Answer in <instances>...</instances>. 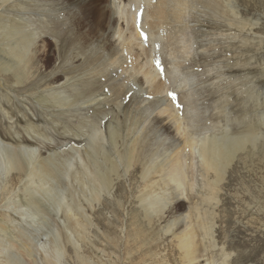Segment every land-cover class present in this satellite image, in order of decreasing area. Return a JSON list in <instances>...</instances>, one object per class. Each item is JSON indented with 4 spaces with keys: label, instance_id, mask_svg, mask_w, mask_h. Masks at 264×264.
Wrapping results in <instances>:
<instances>
[{
    "label": "rangeland",
    "instance_id": "rangeland-1",
    "mask_svg": "<svg viewBox=\"0 0 264 264\" xmlns=\"http://www.w3.org/2000/svg\"><path fill=\"white\" fill-rule=\"evenodd\" d=\"M188 1L190 7L187 12H181L184 20L178 24L185 25L182 29L186 38L193 41L184 66L176 68L168 62L170 57L166 49L154 51L155 54L148 57L153 65L160 62L159 66L155 65L159 75L164 68L172 71L168 86L173 89H168L165 97L176 105L177 114L185 116L189 121L188 129L196 132L199 138L209 133L221 135L225 130L237 133V129L244 130L251 124L250 130L261 138L254 154L248 157L242 154L233 159L218 184L215 200H209L211 191L206 185L207 174L212 177L213 173L197 158L194 189L188 192L185 201L187 205H198L206 214L211 212L214 237L219 234L222 241L225 237L228 241L232 238L235 248L238 247L235 252L234 249L227 251L231 257L241 250L253 258L250 262L237 264H264V0ZM234 2L238 11L233 9ZM33 4L31 2L29 9H33ZM169 5L171 21L175 0H170ZM12 9L6 13L13 17L23 14L17 7ZM146 19L137 25L136 31L140 34H146ZM63 21L67 23L54 21L51 17L46 21L48 27L54 24V28L59 29L57 44L55 32L45 33L56 47L60 46L64 60L63 64H59V59L55 61L51 45L49 49L54 55L50 61H55L51 67L56 72H66L70 68L67 61L74 44L82 42L84 37L90 38L87 29H77L75 24ZM3 38L0 36V42ZM37 45L32 46L33 52L37 51ZM82 52L78 59L81 62L85 59L84 63L89 57L85 50ZM78 59L75 60L78 62H75L76 73L81 70L82 74L84 67H79L82 63ZM40 71L49 74L44 69ZM112 73L107 81L97 77L92 81L69 82L72 86L58 84L55 86L58 88L49 89L48 85L17 83L10 72L0 70V264H128L126 250L136 249L137 245L147 241L133 229H128L125 235L126 212L136 206L134 202L130 203L131 198L125 200L124 207L118 208L117 247L113 248L107 239L101 238L98 227L95 229L85 223V200L80 188V162L76 150L88 137L84 134L86 128L81 129L78 122L88 121L99 126L113 119L115 113L107 114L101 105L108 101L110 107L114 94L121 96L125 89L121 87L123 79ZM80 90H83L82 96L95 94L104 99L100 104L70 94ZM169 93H175V100ZM147 98L137 99L136 94L128 96L125 109L121 110L124 116L132 111L129 109L137 107L141 117L151 124L155 117L147 115L152 107ZM58 99L61 104L55 102ZM156 113L154 110L153 114ZM155 138L158 142L161 136L157 133ZM30 148L38 149L39 153L32 156ZM151 160L156 164L166 163L152 157ZM140 169L141 163L138 162L134 167L135 176H139ZM155 169L161 175V169ZM155 181L156 178L150 179L147 185ZM158 187L152 194L153 201L158 203L155 210L163 201L160 199L163 191ZM217 201L219 204L213 210L211 205ZM175 205L170 207L169 217L177 215ZM104 208L102 212L97 210L102 216L100 223L107 225L112 218L109 210ZM168 235L162 237L164 243H160V249L164 254L169 251L176 261L179 257L171 244L174 240ZM214 237L209 233L211 247L207 256L201 257V263L208 260L222 264L227 259L228 255H224L220 247L222 243H217ZM253 245L260 247L257 250Z\"/></svg>",
    "mask_w": 264,
    "mask_h": 264
},
{
    "label": "bare ground",
    "instance_id": "bare-ground-1",
    "mask_svg": "<svg viewBox=\"0 0 264 264\" xmlns=\"http://www.w3.org/2000/svg\"><path fill=\"white\" fill-rule=\"evenodd\" d=\"M31 2H34L33 9L28 7ZM169 2L170 0H28L27 3L26 0H0V36H4L0 42V70L10 72L17 83L24 81L31 86L48 85L49 89L58 88L55 87L58 84L65 87L64 84H70L69 82L92 81L97 77L107 81L111 71L116 78H122L121 87H124L125 93L121 96L114 94V102L110 107L107 106L108 101L101 105L107 114L115 113L113 119L105 124L101 121L102 125L99 126L88 121L78 122L81 129L86 128L84 134L88 137L76 150L80 162L79 179L85 200L83 212L86 226L93 225L95 229L98 227L101 238L107 239L113 248L117 247L118 208L124 207L125 200L131 198L130 203L134 202L136 206L126 212L128 218L125 235L128 229H133L147 241L137 245L136 249L126 250L128 264H213L208 260L203 263L200 261L201 257L207 256L211 247L209 233L214 237L213 216L211 212H202L198 205H187L185 201L188 192L191 193L194 189L196 159L200 158L201 164L213 173L212 177L207 174L206 185L211 191L209 200H215L218 184L233 159L242 154L247 157L254 154L261 136L250 130L251 124L244 130L237 129V133L225 130L221 135L209 133L199 138L196 132L188 129L189 121L185 120V116L177 114L176 105H172L165 97L166 91L173 89L168 86L172 71L164 68L162 75H159L157 65L148 60L149 55L166 49L170 57L168 62L179 68L184 66L183 62L192 48V39L188 41L182 29L185 25H178L183 23L184 16L181 12H187L190 1L175 0L176 5L171 9L174 19L171 21ZM235 5L234 2L233 9L238 11ZM13 7H17L18 12L23 11L24 16L20 13L15 14V17L8 15L6 11L13 10ZM50 17L63 24V20H68L77 29H87L86 32L90 35V38L84 37L82 42H77L72 47L67 61L70 68L66 72H56L51 67L57 59L59 64H63L64 60L60 55V46L56 47L59 29L54 28V24L51 27L46 25ZM142 19H146V40L136 31ZM52 27L54 29H50ZM51 32H55L53 35L56 44L47 39L49 35L45 33ZM67 32L69 35L70 32ZM39 33L42 35L37 38ZM34 44H38L36 52L32 51ZM51 45V50L55 52L53 62L50 61L54 55L49 49ZM84 50L89 60L83 63L85 59L81 62L78 57ZM77 59L82 63L78 66L84 67L82 74L81 70L76 73ZM45 91L47 92L46 89ZM70 94L100 104L104 99L95 94L82 96L83 90L72 91ZM134 94L137 99L148 97L146 100L151 101L152 107H149L147 113L148 116L155 117L151 124L141 117L137 107L129 109L132 111L128 110L127 116L121 111L125 109V99ZM55 102L61 104L59 99ZM104 106L107 107L104 109ZM154 110H157L156 114H153ZM133 111L135 112L132 114ZM157 133L161 136L158 142V138H155ZM122 134L125 135L124 138ZM30 151L32 156L39 153L38 149L30 148ZM151 157L160 162L165 160L166 163L156 164ZM138 162L141 163V171L137 177L134 175V167ZM14 163L19 165L18 162ZM156 167L161 169V175ZM153 178L157 182L147 185ZM158 186L163 191L160 196L163 201L159 203V209L155 210L154 206L158 203L153 201L152 194ZM108 197L109 200L106 199ZM174 204L177 215L169 217L170 207ZM218 204L219 201L211 205L213 210ZM104 207L109 210L112 218L107 225L100 223L102 216L98 213ZM166 234H170L168 236L174 240H171V244L179 257L177 262L171 258L169 251L164 254L160 249L162 242L164 243L162 237ZM214 239L217 243H222V253L228 255L222 264L246 263L253 259L250 255L241 253V250L235 257H231L227 251L234 249L235 252L238 248H235L236 243L232 238L228 241L225 237L222 241L218 234ZM212 257L214 258L213 255Z\"/></svg>",
    "mask_w": 264,
    "mask_h": 264
},
{
    "label": "snow or ice",
    "instance_id": "snow-or-ice-1",
    "mask_svg": "<svg viewBox=\"0 0 264 264\" xmlns=\"http://www.w3.org/2000/svg\"><path fill=\"white\" fill-rule=\"evenodd\" d=\"M141 35L145 37V40L147 39L145 33L142 32ZM156 63H157V66H159V63H160V62L157 61ZM169 95L175 100V98H176L175 93H169Z\"/></svg>",
    "mask_w": 264,
    "mask_h": 264
}]
</instances>
